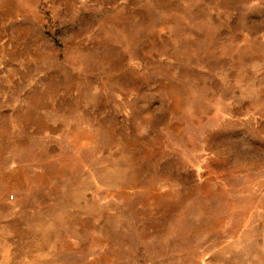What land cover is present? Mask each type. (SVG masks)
<instances>
[{"label":"rangeland","instance_id":"obj_1","mask_svg":"<svg viewBox=\"0 0 264 264\" xmlns=\"http://www.w3.org/2000/svg\"><path fill=\"white\" fill-rule=\"evenodd\" d=\"M0 264H264V0H0Z\"/></svg>","mask_w":264,"mask_h":264}]
</instances>
